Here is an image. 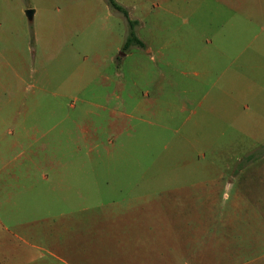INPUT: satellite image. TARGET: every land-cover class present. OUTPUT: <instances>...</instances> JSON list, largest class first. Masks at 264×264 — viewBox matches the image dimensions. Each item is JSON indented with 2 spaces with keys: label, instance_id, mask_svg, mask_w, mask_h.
<instances>
[{
  "label": "rangeland",
  "instance_id": "rangeland-1",
  "mask_svg": "<svg viewBox=\"0 0 264 264\" xmlns=\"http://www.w3.org/2000/svg\"><path fill=\"white\" fill-rule=\"evenodd\" d=\"M116 1L144 48L122 52L128 25L106 0H0L1 48L23 53L0 60V118L25 117L4 104L37 93L54 129L26 216L143 231L131 221L263 198L264 0Z\"/></svg>",
  "mask_w": 264,
  "mask_h": 264
},
{
  "label": "crops",
  "instance_id": "crops-1",
  "mask_svg": "<svg viewBox=\"0 0 264 264\" xmlns=\"http://www.w3.org/2000/svg\"><path fill=\"white\" fill-rule=\"evenodd\" d=\"M242 10L248 15L250 8L246 4ZM1 45L0 40V60L22 58L17 48ZM13 74L24 84L23 71ZM23 95L26 99L24 91L18 92L17 100ZM34 100L5 103L4 108L24 105L29 112L23 118H0V264H264V197L237 195L230 201L227 196L232 211L226 213H217L216 201L209 198L208 215L131 221L143 223V231L120 224L118 232L90 233L88 218L66 215L30 219L24 208L31 196L37 198L42 146L44 157L50 158L54 135V129L41 130L36 114L40 103Z\"/></svg>",
  "mask_w": 264,
  "mask_h": 264
},
{
  "label": "trees",
  "instance_id": "trees-1",
  "mask_svg": "<svg viewBox=\"0 0 264 264\" xmlns=\"http://www.w3.org/2000/svg\"><path fill=\"white\" fill-rule=\"evenodd\" d=\"M106 2L108 3L109 7L112 10L124 16L127 22V25H128V34H127L126 41L123 45L122 52L126 53L131 47H134V46L144 48L145 45L137 37L136 31H135L136 27L138 26V21L132 20L129 15L128 10L124 8L122 5H120L116 0H106Z\"/></svg>",
  "mask_w": 264,
  "mask_h": 264
},
{
  "label": "water",
  "instance_id": "water-1",
  "mask_svg": "<svg viewBox=\"0 0 264 264\" xmlns=\"http://www.w3.org/2000/svg\"><path fill=\"white\" fill-rule=\"evenodd\" d=\"M34 13L35 12L33 10L26 11V16H27V18H28L29 21H33Z\"/></svg>",
  "mask_w": 264,
  "mask_h": 264
}]
</instances>
